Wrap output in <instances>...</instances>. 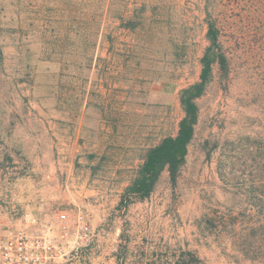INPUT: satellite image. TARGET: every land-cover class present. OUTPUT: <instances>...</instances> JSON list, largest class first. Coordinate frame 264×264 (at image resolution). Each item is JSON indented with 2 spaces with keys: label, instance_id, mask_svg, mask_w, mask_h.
Masks as SVG:
<instances>
[{
  "label": "rangeland",
  "instance_id": "1",
  "mask_svg": "<svg viewBox=\"0 0 264 264\" xmlns=\"http://www.w3.org/2000/svg\"><path fill=\"white\" fill-rule=\"evenodd\" d=\"M259 7L0 0V222L36 233L58 229L59 211H84L95 243L78 264H263L261 230L245 236L263 221ZM100 10L102 35L88 50L84 21ZM209 10L225 66L213 65L196 99L185 161L174 181L164 169L147 198L124 208L148 148L177 132L180 91L198 80L208 45Z\"/></svg>",
  "mask_w": 264,
  "mask_h": 264
},
{
  "label": "trees",
  "instance_id": "2",
  "mask_svg": "<svg viewBox=\"0 0 264 264\" xmlns=\"http://www.w3.org/2000/svg\"><path fill=\"white\" fill-rule=\"evenodd\" d=\"M214 2V0H211ZM217 1V0H215ZM259 3L260 27L263 28V52H264V0H256ZM78 13V12H77ZM263 13V19H262ZM207 32L206 37L208 45L205 47L201 56V69L199 78L196 82L184 87L180 91L179 102L183 111V116L178 122V129L174 135L163 137L157 144L151 146L146 151L143 162L141 163L136 177L130 185H128L119 201L124 208L128 206L131 198L143 200L147 198L157 182L161 172L167 169L172 181L175 180L179 168L185 161L188 145L191 142L195 125L198 119V106L196 99L203 94L208 83L212 78L213 65L218 62L225 66V57L221 50L219 41L220 28L216 23V16L212 11H207ZM102 18V10L90 11L84 21L85 45L86 49L93 50L97 44L100 34V25ZM77 23L80 21L77 20ZM78 26V24H77ZM89 53V52H88ZM87 54V53H86ZM91 60V54L86 57V61ZM264 62V56H263ZM264 73V72H263ZM258 230L260 239L263 240V264H264V130H263V221L257 226H250L248 234L250 237ZM250 240V238H248ZM253 258V257H251ZM196 261L195 257H189L187 264Z\"/></svg>",
  "mask_w": 264,
  "mask_h": 264
},
{
  "label": "built area",
  "instance_id": "3",
  "mask_svg": "<svg viewBox=\"0 0 264 264\" xmlns=\"http://www.w3.org/2000/svg\"><path fill=\"white\" fill-rule=\"evenodd\" d=\"M59 228L29 233L15 219L0 222V264H78L95 234L84 211H59ZM72 233V234H71Z\"/></svg>",
  "mask_w": 264,
  "mask_h": 264
},
{
  "label": "crops",
  "instance_id": "4",
  "mask_svg": "<svg viewBox=\"0 0 264 264\" xmlns=\"http://www.w3.org/2000/svg\"><path fill=\"white\" fill-rule=\"evenodd\" d=\"M102 29H100V34H99V38H100V36L102 35V31H101ZM100 40V39H99ZM98 41V40H97ZM97 47V44L95 45V47H94V49H93V51L95 50V48Z\"/></svg>",
  "mask_w": 264,
  "mask_h": 264
}]
</instances>
